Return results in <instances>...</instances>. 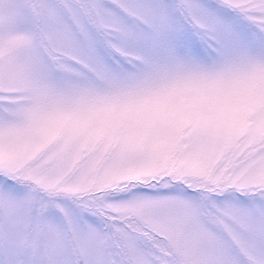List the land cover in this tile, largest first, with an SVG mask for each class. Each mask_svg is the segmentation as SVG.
Masks as SVG:
<instances>
[{"label": "snow or ice", "instance_id": "6c2138e0", "mask_svg": "<svg viewBox=\"0 0 264 264\" xmlns=\"http://www.w3.org/2000/svg\"><path fill=\"white\" fill-rule=\"evenodd\" d=\"M0 264H264V0H0Z\"/></svg>", "mask_w": 264, "mask_h": 264}]
</instances>
